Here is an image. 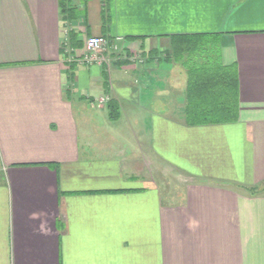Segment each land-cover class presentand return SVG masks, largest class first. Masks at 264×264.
<instances>
[{"label": "crops", "instance_id": "1", "mask_svg": "<svg viewBox=\"0 0 264 264\" xmlns=\"http://www.w3.org/2000/svg\"><path fill=\"white\" fill-rule=\"evenodd\" d=\"M187 35L232 120L186 114ZM0 264H264V0H0Z\"/></svg>", "mask_w": 264, "mask_h": 264}, {"label": "trees", "instance_id": "2", "mask_svg": "<svg viewBox=\"0 0 264 264\" xmlns=\"http://www.w3.org/2000/svg\"><path fill=\"white\" fill-rule=\"evenodd\" d=\"M208 44L214 46L207 49ZM171 48L172 56L188 72L186 114L201 123L232 120L237 110V78L233 66L221 63L216 39L179 36ZM213 50L216 54H210Z\"/></svg>", "mask_w": 264, "mask_h": 264}, {"label": "built area", "instance_id": "3", "mask_svg": "<svg viewBox=\"0 0 264 264\" xmlns=\"http://www.w3.org/2000/svg\"><path fill=\"white\" fill-rule=\"evenodd\" d=\"M62 49L64 52H69L67 42L64 41L62 44ZM108 47L107 40L103 35H96L88 37L85 40V47H84V59L88 62L98 61L99 54L106 50Z\"/></svg>", "mask_w": 264, "mask_h": 264}, {"label": "rangeland", "instance_id": "4", "mask_svg": "<svg viewBox=\"0 0 264 264\" xmlns=\"http://www.w3.org/2000/svg\"><path fill=\"white\" fill-rule=\"evenodd\" d=\"M212 46H214V45H210V44L206 45L207 49H208V48L211 49ZM213 53L216 54V51L213 50L212 52H210V54H213Z\"/></svg>", "mask_w": 264, "mask_h": 264}]
</instances>
